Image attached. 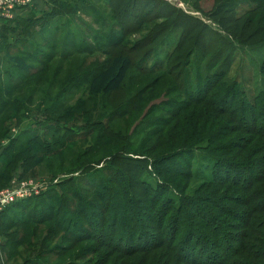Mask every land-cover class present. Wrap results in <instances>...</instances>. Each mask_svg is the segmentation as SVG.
<instances>
[{"label": "trees", "instance_id": "trees-1", "mask_svg": "<svg viewBox=\"0 0 264 264\" xmlns=\"http://www.w3.org/2000/svg\"><path fill=\"white\" fill-rule=\"evenodd\" d=\"M71 1L50 0V9L35 19L31 14L22 16L20 12L25 8H20L13 18L2 22L0 140L11 124L21 121L35 86L40 81L45 86L50 83L54 67L49 54L40 52L42 60L32 65L23 56L8 53L14 47H10L9 40L18 27L37 23L38 29L53 36L52 22L73 14ZM92 1L76 0L74 11L80 12L76 8L79 2L89 16L95 14L92 19L98 27L91 39L96 42V52L85 47L80 34L73 33L70 40L64 34L65 48L71 50L61 57L68 63L67 82H61L54 94L58 96L64 90L66 97L84 85L86 98L79 102L78 110L69 107L66 112H57V117L63 121L70 117L68 111L75 112L81 122L80 139L93 135L92 144L68 162V169L78 175L62 180L59 194L42 192L48 201L40 203L39 208L44 207L45 214L40 210V216L11 218L16 210L30 213L42 193L16 200L0 210V235L5 239L0 250L7 259L18 257L19 249L25 247L26 230L35 233L37 225L51 220L61 225L65 240L51 247L46 244L55 240L45 234L57 231L53 223L37 242L28 244L29 254L18 264H78L71 260L49 262L47 257L65 254L72 242L82 240L95 243L92 253L97 258L92 264L102 259L101 248L111 250L110 256L124 258L137 253L152 255L163 249L174 263L181 264H264V258L259 260L264 253H250L243 238L254 226L246 213L257 203L239 195L235 203L244 212L237 216L224 207L234 198L226 199V193L220 191L221 186L230 185L235 193L245 194L248 187L264 179L262 175L258 179L260 166L254 170L255 164L237 159L239 145L228 142L236 133L264 138V99L259 100L264 96V57L254 68L260 76L253 80V93L245 89L250 87L243 80L230 75L236 46L259 45L264 51V0H211L207 10L192 5L193 11L213 27L168 0H97L100 11ZM103 14L111 16L113 25L107 24ZM142 27L144 35L126 40L128 34ZM114 28L118 32H111ZM176 29L177 37L171 34ZM99 34L105 35L103 41H97ZM154 53L158 56L153 57ZM9 68L16 69L18 76H11ZM133 71L138 75L134 80H140L136 87L129 83ZM149 75L153 76L147 80ZM45 86H38V95L43 94L36 95V103L48 110V105L42 103L50 94ZM156 96L165 97L160 108L165 113L151 119L157 106L148 102ZM254 115L262 121L260 126L246 125ZM119 118L136 124L131 130L130 124L123 132L113 130L110 123ZM72 128L63 127L61 148ZM46 135L27 129L1 147L0 188L11 176L22 177L52 153L51 148L58 143H51ZM99 144L105 151L93 153L92 147ZM244 147L252 149V144ZM195 150L203 156H197ZM63 156L61 150V165ZM78 157L81 160L75 165ZM101 160L103 166L95 167ZM201 160L207 163L200 165L208 167L210 175L198 168ZM263 160L264 155L261 163ZM237 171L249 174H243L240 180L241 174H232ZM194 178L200 182L191 190L188 185ZM230 215L239 217L242 224L222 222ZM259 242L264 245V241ZM39 243L43 248L34 253ZM215 250L223 255H216Z\"/></svg>", "mask_w": 264, "mask_h": 264}, {"label": "rangeland", "instance_id": "rangeland-1", "mask_svg": "<svg viewBox=\"0 0 264 264\" xmlns=\"http://www.w3.org/2000/svg\"><path fill=\"white\" fill-rule=\"evenodd\" d=\"M86 1L88 2L89 0H86ZM96 1L97 0L92 1L91 4L96 6L100 11L101 6L97 4ZM168 1L175 4L177 7H180L184 11L190 14H193L195 16H198L199 14L193 11L192 5H196V4L200 5V7L203 10H207L211 5V0H168ZM235 2L237 4V1ZM44 3L45 5L41 9L39 8L35 9L33 7L32 10L30 11L27 10L26 13H24L22 16L31 14L33 19L42 17L50 9V6H51L50 0L46 2L44 1ZM75 3H76V0H72L71 3H69L70 4L69 6L72 7L71 9L73 10V14L66 15L63 18L56 20V22H52L51 30L52 32L55 31L53 36L50 37L47 33L42 32V30L38 29L39 23H37L32 26L28 25L24 27L22 26L18 27L17 34L14 35L9 40L10 47H12L13 45L14 47L10 48L8 53L10 54L17 53L23 56L26 62L32 65H36L38 61L42 60V54H49L50 64L52 66L54 65V67L52 68L53 75L51 76L52 80L50 81V83H48L47 86H45V83H40L41 82L40 81L35 86V90H32L31 93L34 95H32L31 102L27 105V110L24 111L23 115L21 116V121L18 124L15 125V123H13L8 127L7 133H4L3 139L0 140V149L2 146H4L9 141L10 138L19 135V133H22V132L24 133V131H26L27 129L34 131V132L41 133L43 135L44 133H46L47 134L46 136H48V138L50 137L51 143L55 142V143H58V145L53 146L51 148L52 153L49 154L43 162H41L39 165L34 167L30 172H27V174L23 175L20 178L18 177L17 174H14L13 176L10 177L7 183L3 185V187L1 188L12 186L16 182V180L31 178V179L38 180L39 183H42V187L39 189V193H42L45 190L46 193L50 192L51 194L57 195L59 194L61 190L62 180L68 177H76L78 175L77 171L71 172V170L68 169L70 166V165H67L68 162L76 155V153L82 151L86 146L92 144L93 135L86 136L85 139H80L81 132L78 126L81 125V122L75 112L71 113L68 111V113L70 114V117L68 119H64L63 121H61V116L57 117L58 113L66 112V110L69 107H72L74 111L78 110L79 102L81 100H85L86 98V95L83 92L84 85L80 86L79 88H75L73 93L66 94L67 95L66 97L63 96V94H65L64 90H62V93L58 95L59 97L54 96V94L58 92L59 89L61 88V82L62 84H65V85L67 82L65 70H67L68 63H67V59L63 60L61 59V57L67 56V53H70L71 50H69L68 48H65L66 39H64V34L68 35L69 40L73 33L77 35L80 34L79 36L82 38L84 44H86L85 46L86 48L91 49L95 52L97 49L95 47L96 42L91 39L93 30H96V28L98 27L97 24L94 23L92 19V17L95 16V14L92 17L89 16L88 13L81 8L79 2H77L76 8L80 12L75 13L74 11ZM99 11H96V12L98 13ZM103 16L108 18L107 24L113 25L114 21L112 20L111 16L105 15V14H103ZM200 18L204 22H206L207 24H210L213 27V24H211L208 20H205L202 17ZM22 24L23 23H21V25ZM144 28L145 27H142L140 31H135L133 33L128 34L126 36V40L134 41L137 38L141 37L142 35H144V30H143ZM96 32L98 33L99 31H96ZM111 32L116 33L118 32V29L114 28L111 30ZM171 34L177 37L178 30L176 29L175 31L171 32ZM99 37L100 38L97 41H101V40L103 41L105 35L99 34ZM43 45L49 46L50 49L46 48ZM236 48H237L235 51L236 57H234V60L232 62L230 75L231 76L235 75L237 78H240L241 80H243L242 83H246V85L250 87L248 88L247 86H245V89H248L247 91L253 93L252 91L253 86H254L253 80H255V78H258L260 76L259 72L256 74V71L254 68L255 66L257 67L260 60L264 57V51L262 47H260L259 45H256L253 47L236 46ZM40 52H42V54ZM157 56L158 54L154 53L153 57H157ZM70 65H72L73 67H77L76 64H70ZM1 67L2 66L0 65V70H1ZM8 70L11 76H14L16 74H17L16 76H18L16 69L9 68ZM0 72H2V70ZM46 75L49 76V72L46 73ZM131 75H132V78L129 82L130 85L132 87L139 86L140 80H134V78L138 77L136 72L133 71ZM152 76L149 75L147 77L148 78L147 80H149ZM261 83H262V80H261ZM39 85L45 86L46 93H50L48 97H44V100H42L43 104H46V106L48 105V110L47 108L43 110V106H39L38 105L39 103L38 104L36 103V101L39 100V97L36 96L38 95L37 91L39 90H37V88ZM258 85H259V80H258ZM261 87H263V85ZM42 94L43 93H40V95L38 96H41ZM262 98L264 99V96L263 97L259 96V100H261ZM164 100H165V97L162 98L161 96H156V97H153V99H151L148 102V104L154 103L157 106L156 109L150 114L151 119L160 118L161 116H163L161 114H164L165 111L160 108H163L164 105L161 106V104L164 102ZM230 122H233V121L230 120ZM261 123L262 121L260 122V119H257V116L254 115L253 118H249L246 125L248 126L256 125L258 127L260 126ZM135 124H136V121H133L130 123L129 121L126 122L125 119L123 120L122 118H119L111 122L110 127L113 130H118L120 132H123L128 125H129V130H131ZM74 125H77V127ZM63 127H66V128L73 127L72 128L73 132L65 138L64 147L61 148V132H63L64 130ZM232 138H233L232 140L228 141L229 145H232L234 142H236L240 147L238 151L237 159L247 160L244 163H247L250 165L255 164L253 165L254 170H256V168L260 166V173H259L258 179L261 178V175L264 177V174H263L264 173V160L261 163V156L264 155V149H263L264 148L263 147L264 138L261 136H257L256 134L248 135L247 133H243V134L236 133L232 135ZM249 143L252 144V149H247L244 147L245 144H249ZM105 149L106 148L100 144L94 145L92 147L93 153L95 154L103 152L105 151ZM61 150H62V154L64 155L63 157L65 158V161L62 163V165H61ZM194 152L199 157L203 156L202 155L203 152H197L196 150ZM255 153L257 155L253 157ZM216 154L220 155V153H216ZM106 158L107 157H104V159ZM80 160L81 158L78 157L76 160L78 162H75V165L78 164ZM255 160L257 161V164ZM102 161L103 160L99 161L98 164H95V167L100 168L101 166H103ZM200 163H203V164H207V163H204L203 160L199 161L198 168L200 167V171L203 174L210 175L211 173L209 169H207L208 167H201ZM202 168H205V169H202ZM214 168H217V167H214ZM232 174L233 176H239L241 174L240 177H238L241 180V178L243 177V174H249V172L244 171V173L242 174V172L237 171V172H232ZM199 182L200 181L198 178H194L189 182L188 187L191 190L195 189L199 185ZM220 191L222 193H226L225 194L226 199L230 197L234 198V201L229 202V204H232V205L225 203L224 207L229 209L231 212L235 213L237 216L241 214L242 212H244V210L241 209L242 207L239 205H236L235 203L237 201V199L235 198H237L239 195H241L242 198H246L248 200L247 202L257 203V206L253 207V209H251L249 213H246L247 216H249L250 224L254 221V226L250 228V231L247 233L248 235L245 234L243 238L245 242H247L248 247H250L249 249L250 253H256V252L264 253V245H262L259 242V240L264 241V199H258L259 196L264 197V179L263 181L258 180L255 182L254 186L248 187L245 194L235 193L236 190L232 189L230 185L228 187L221 186ZM47 201H48L47 198L42 193L41 199H39V201L35 200V202L33 203L32 205L33 210L30 213L25 215L23 214V212H21L22 210H16L11 215V218L18 220L19 218H27L26 216H28L29 214L32 216L38 214L40 216L39 214L40 210H41V214H45L44 207L39 208V205L40 203L43 205V203ZM247 207L250 208L249 205ZM212 213L216 216H219V214L215 212H212ZM222 214H226V213H222ZM224 216H227V215H224ZM230 221L233 222L232 224H235V223L238 224L239 221H240V224H242L239 217L234 216V218H232L231 215L230 217H225V220L222 222H226V224H228L230 223ZM53 223L54 222H52L51 220L42 222L40 225L36 226L35 233L32 231L31 234L29 233V231H31L32 229L28 228L26 230V234L23 240L25 247L23 251L19 249L20 255L18 257H13V258L10 257L9 259H7L5 256L6 255L5 252L0 250V262L2 264H18L20 260H22L29 254V251H27L28 244L32 241L37 242L41 238L43 233L46 231L47 227L51 226ZM54 225L57 230L56 232L54 231V233L52 232L45 233L46 235H49L48 238H50L51 236L55 237L54 241L46 242V244H48L49 247H51L54 244V242L61 243L63 240H65L63 239L65 236L63 235V233H61V225L57 223H54ZM247 230L248 229L246 227L245 231ZM231 232L235 234L234 231H231ZM4 240H5L4 237L0 235V244L3 243ZM94 245L95 243H93L92 240H84V241L82 240V241H78L77 243L72 242L71 245H69L71 248L65 254L61 255V252H60V253H57L55 257L51 256L47 258H49V262H60L61 263L63 261L71 260V261L77 262L78 264H92L93 262H95L94 261L95 258H97L96 257L97 254L94 255L92 253L93 252L92 246ZM42 248H43L42 244L39 243L34 248L33 252L35 253ZM162 250L163 249L157 252L154 251L152 255H149V254L143 255L141 253H137L134 256L124 258L122 256H118V257L110 256L111 250H108L106 248H101L99 249V252L102 253L101 255L103 257L101 260H98L96 264H181L178 262L174 263L172 256L166 253L168 251L166 250L162 252ZM214 253L216 255L218 254L223 255L222 252L218 253L216 250L214 251ZM88 254H92L94 256L88 255ZM216 255H213L212 257L214 258ZM80 256H84V258ZM261 258L263 259L264 256L260 257L259 260H261ZM259 260L257 262H259Z\"/></svg>", "mask_w": 264, "mask_h": 264}, {"label": "built area", "instance_id": "built-area-1", "mask_svg": "<svg viewBox=\"0 0 264 264\" xmlns=\"http://www.w3.org/2000/svg\"><path fill=\"white\" fill-rule=\"evenodd\" d=\"M33 0H0V27L3 21L14 17L15 12L32 4ZM42 183L27 178L16 180L12 186L0 189V210L16 200L39 193Z\"/></svg>", "mask_w": 264, "mask_h": 264}, {"label": "crops", "instance_id": "crops-1", "mask_svg": "<svg viewBox=\"0 0 264 264\" xmlns=\"http://www.w3.org/2000/svg\"><path fill=\"white\" fill-rule=\"evenodd\" d=\"M44 1L46 2V1H49V0H33L32 4H30L29 6H27L25 9H23V10L20 12L21 15H23L24 13H26L27 10H28V11L32 10L33 7H34L35 9H36V8L41 9V8L45 5ZM32 5H33V6H32ZM31 6H32V7H31Z\"/></svg>", "mask_w": 264, "mask_h": 264}]
</instances>
